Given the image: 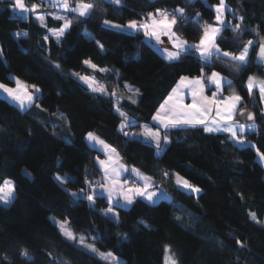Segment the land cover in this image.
Wrapping results in <instances>:
<instances>
[{"label":"trees","instance_id":"trees-1","mask_svg":"<svg viewBox=\"0 0 264 264\" xmlns=\"http://www.w3.org/2000/svg\"><path fill=\"white\" fill-rule=\"evenodd\" d=\"M95 2L90 17L66 10L73 24L57 43L49 30L58 29L62 21L48 17L43 27L32 16L20 19L12 0L0 1V82L15 86L11 77H19L36 84L41 93L35 103L47 110L33 106L21 111L0 95V184L12 180L17 194L11 204L0 203V264H108L66 240L52 217L68 220L73 232L84 235L99 251L115 253L123 264H164L166 245H171L178 264H264V162L257 152H264V115L259 91L247 92L249 76L264 80V63L257 58L258 42L264 37V0H226V24L240 23V16L244 21L239 33L223 28L217 38L220 48L237 54L248 40L254 42L239 72L233 71L235 62L230 59L205 63L196 52L169 62L143 32L127 35L103 24H126L157 8L183 7L188 17L200 13V23L177 17L175 31L197 43L200 25L215 21L219 0ZM17 31L28 36L17 38ZM89 58L110 71L88 67L83 62ZM201 68L207 74L225 75L232 85H225L224 92L235 91L243 97V106L256 112L257 130L244 134L252 144L241 147L227 133H207L202 126L173 128L167 131L171 143L159 157L147 140L119 131L122 118L115 111V97L91 91L71 74L94 75L108 83L109 91L115 88L125 97L119 107L135 121L130 126L134 130L142 124L157 128L152 117L181 76H196ZM125 85L139 89V95L127 92ZM129 95L137 102L128 100ZM61 113L68 124L59 118ZM88 132L116 148L129 166L153 176L171 200L153 204L136 197L129 207L116 208V222L102 214L109 207L106 198L97 196L90 207L88 200L72 197L70 191L87 188L85 179L96 182L103 176L96 157L104 154L90 145ZM165 171L183 175L202 191L179 189L175 175L165 177ZM57 174L73 180L61 185ZM128 176L139 182L130 172ZM253 212L261 223L251 218ZM97 236L100 239H93ZM25 250L28 257L22 255Z\"/></svg>","mask_w":264,"mask_h":264},{"label":"snow or ice","instance_id":"snow-or-ice-1","mask_svg":"<svg viewBox=\"0 0 264 264\" xmlns=\"http://www.w3.org/2000/svg\"><path fill=\"white\" fill-rule=\"evenodd\" d=\"M105 2L113 5H121L122 0H105ZM50 3L51 6L66 9L77 14L78 17H90L92 12L97 8L95 0H50ZM73 4L75 6H73ZM41 6V4L32 3L29 7L26 5L25 0H13L12 3V8L18 9L19 14L24 18H26L25 14L35 12ZM226 10V0H219V3L215 5L216 23L210 24L205 22L200 25L202 35L198 43H189L174 30L178 23L177 17L185 23H200V13H196L195 17H188L185 15V9L183 7H178L171 11L157 8L155 12L147 13L144 19L139 21L131 19L126 24H117L111 20H104L103 24L106 27L124 32L127 35L143 32L147 42L157 48L164 59L169 62L179 61L182 54L190 55L192 52H196L205 63H211L213 58L230 59L232 62H235L232 64L233 71L239 72L240 66L248 62L249 50L250 48L254 49V42L248 40L239 54L223 51L220 48L216 40L222 28L231 27L232 31L239 33L241 24L244 21V17L240 16L238 18L240 23H236L235 25L226 24L224 15ZM46 15H51L54 19L62 21L58 29L49 30L50 35L54 36L56 42L59 43L65 32L72 27L73 19L65 15L54 13L38 14L36 19L43 27H47L45 23ZM13 35L20 38L27 37L28 33L26 31H17ZM257 35H259L258 31ZM162 37H166L168 42L166 43ZM48 38L49 37L46 35L43 39L47 41ZM153 41L155 42L154 44L152 43ZM97 43L99 48L103 50V44ZM2 53L3 48L0 47V55H2ZM257 58L261 63H264V37H260L258 42ZM83 63L97 71H109L108 69L98 68V66L93 64L90 60H85ZM53 64L57 69L60 68L59 64L55 62H53ZM71 74L83 81L91 91L101 95L115 97L117 101L115 111L122 118L119 131L123 132L126 136L136 135L124 131L125 128L135 123L134 120L128 117L127 113L120 110L119 101L125 97L118 95L115 88L109 91L108 86L97 80L94 75ZM116 75L118 77L119 73H116ZM11 79L16 87H9L8 84L0 82V93L6 94V97L10 98L21 111H27L33 106L40 108L41 111H47L43 109L41 105L35 103V101L39 99V94L41 93V89L36 84L28 85L24 81H21L19 77H11ZM205 80L216 88V92H213L211 97L204 94ZM225 85L231 88L232 81L228 80L218 71H212L210 75H207L204 73V69L201 68V76L199 77L190 79L189 77L181 76L177 87L172 89L165 102L160 105V108L152 117L154 121L158 122L160 127L153 130L152 128L144 126L143 132L140 133V135L146 137L148 142L155 146L157 154L163 153L166 147L171 143V140L167 136V131L182 127L202 126V130L207 133H227L228 138L232 140L233 143L243 147L248 143L244 134L249 130H257L255 114L248 111L247 108L243 106V97L235 91L229 96L220 99L219 94L222 93ZM125 87L127 92L139 95V89H134L128 85H125ZM185 89L191 93V104L184 103ZM256 89L259 90L261 101H264V80H257L256 77L249 76L247 81V92L251 95ZM127 99L132 101V103L137 102L132 98V95H129ZM261 111L262 115H264V109ZM237 116L244 118L245 122L241 123V121L236 118ZM59 118L68 124L67 118L62 113L59 114ZM248 121H251V123H248ZM52 128L55 134L56 126L53 125ZM161 131L164 132L163 136L161 135ZM86 139L93 148L99 146L98 150L107 157L104 160L96 157L98 164L103 169V178L96 182L85 179L87 188H81L78 191H70L72 197L88 200L90 207H94V201L97 196L106 198L109 202V207L104 210L102 214L116 222H118L119 213L116 212L115 209L118 207L127 208L133 203L136 197L144 198L153 204L162 199L171 200V196L167 190L160 187L152 177L144 175L135 167L129 169L127 166L120 163L119 153L111 144H108L93 132H88ZM257 152L260 159L264 160V152H259V149H257ZM124 172H131L138 178L139 182L135 185H131L126 180L121 181L120 177ZM170 175H175V183L179 189L197 194L202 191L201 188L192 184L184 177H181L179 173L173 174L167 171L163 172V176L165 177ZM55 179L61 185L73 180L71 176H60L59 174H57ZM16 195V185L12 180L6 179L0 184V203L5 205L11 204L16 199ZM121 201H123V203ZM250 216L257 223H261V221L257 220L254 212L250 213ZM52 219L57 223L61 234L66 240L98 255L102 260L108 262V264H123L115 253L100 252L94 243L90 244L86 242L87 238L84 235L77 236L68 226V221H56L55 218ZM141 223H143V221H141ZM93 239H100V237L97 236ZM237 244L244 247L243 242L239 239H237ZM165 250L167 253L165 256V264H178L175 253L172 252L171 245H166ZM22 255L28 257L27 250H25ZM48 255L51 256L52 254L48 253ZM60 264H67V262L60 261Z\"/></svg>","mask_w":264,"mask_h":264},{"label":"crops","instance_id":"crops-1","mask_svg":"<svg viewBox=\"0 0 264 264\" xmlns=\"http://www.w3.org/2000/svg\"><path fill=\"white\" fill-rule=\"evenodd\" d=\"M0 1H2V0H0ZM47 1H50V0H47ZM12 3H13V0H12ZM51 6V5H50ZM51 7H53V6H51ZM46 8V9H40V10H36L35 12H29V13H27V14H25L26 15V17H29V16H32L37 22H38V20L36 19V17H37V15L38 14H47V13H54V14H58V15H65V16H68V13H67V11L65 10V9H63V8ZM15 11L19 14V10L18 9H15ZM48 17H52L53 18V16H51V15H46V19H45V23H47V19H48ZM69 17V16H68ZM225 22H226V20H225ZM214 23H216V21L215 22H213V23H211V24H214ZM55 29H57V28H53L52 30H55ZM222 30H223V28H222ZM222 30H221V32H222ZM218 38V37H217ZM199 42V41H198ZM197 42V43H198ZM216 42H217V40H216ZM198 54V53H197ZM237 54H239V52L237 53ZM249 54H250V50H249ZM87 60H90L93 64H95V65H97L98 66V68H100V69H108L109 71H110V69L107 67V66H104V65H101V64H99V63H97V62H95L93 59H91V58H89V59H87ZM88 66V65H87ZM89 67V66H88ZM91 68V67H90ZM109 71H107V72H109ZM101 72V71H100ZM107 72H102V73H107ZM221 75H223V74H221ZM223 76H225V75H223ZM186 77H189L190 79L191 78H195L196 76H186ZM226 77V76H225ZM96 78V77H95ZM227 78V77H226ZM96 79H98V78H96ZM228 79V78H227ZM99 80V79H98ZM229 80V79H228ZM100 81V80H99ZM179 81H180V79H179ZM179 81L176 83V85L173 87V88H176L177 87V84L179 83ZM11 87H16V85L15 86H11ZM225 87V86H224ZM172 91V90H171ZM213 92H216V88H215V86H212L211 85V87H206L205 86V89H204V94L206 95V96H209V97H211L212 96V94H213ZM171 93V92H170ZM169 93V94H170ZM2 95H4V96H6V94H2ZM220 95H225L226 97L227 96H229L228 94H226L225 92H224V88H223V91H222V93L220 94ZM10 99V98H9ZM167 99V98H166ZM165 99V100H166ZM165 102V101H164ZM163 102V103H164ZM191 102H192V96H191V93L187 90V89H185L184 90V103L185 104H191ZM162 103V104H163ZM160 108V107H159ZM158 108V109H159ZM156 113V112H155ZM155 115V114H154ZM129 117V116H128ZM129 118H131V117H129ZM238 120H240V116H237L236 117ZM132 119V118H131ZM133 120V119H132ZM241 121V120H240ZM153 123L157 126V128L158 127H160L159 126V124H158V122L157 121H154L153 120ZM241 123H243V121H241ZM144 126H147V127H149V128H152L153 130H156L157 128H154V127H152L151 125H147V124H142L140 127H139V129H134V130H132V129H130V127H128L127 128V130H126V132H128V133H133V134H136V135H130V137H132V138H137V139H143V140H147V138L146 137H144V136H142V135H140V133H142L143 132V129H144ZM257 127H258V125H257ZM249 131H251V130H249ZM221 133H223V132H221ZM162 135V134H161ZM148 141V140H147ZM89 142V141H88ZM90 143V142H89ZM167 148V147H166ZM118 152V151H117ZM119 153V161H120V163H122L123 165H125V166H127L128 168H129V166H128V164L124 161V159H123V157H122V155L120 154V152H118ZM162 155V153H160V154H158V156L160 157ZM107 157L105 156V154H104V159H106ZM114 159H115V157H114ZM132 167H135V166H131V168ZM130 168V169H131ZM135 168H137V167H135ZM102 169V168H101ZM137 169H139V168H137ZM103 170V169H102ZM140 170V169H139ZM140 172L141 173H143L144 175H147V176H150V177H152V179L154 180V181H156V179L153 177V176H151V175H148V174H146L145 172H143L142 170H140ZM129 172H124V173H122V175H121V177H120V179L122 180V178L125 176V175H127ZM131 173V172H130ZM132 174V173H131ZM133 176H134V174H132ZM135 177V176H134ZM102 178H103V176H102ZM136 178V177H135ZM138 179V178H137ZM157 182V181H156ZM157 184L160 186V187H162V188H164L162 185H160L158 182H157ZM165 189V188H164ZM168 192V191H167ZM144 199V198H143ZM146 200V199H145ZM158 201H160V200H158ZM157 201V202H158Z\"/></svg>","mask_w":264,"mask_h":264},{"label":"rangeland","instance_id":"rangeland-1","mask_svg":"<svg viewBox=\"0 0 264 264\" xmlns=\"http://www.w3.org/2000/svg\"><path fill=\"white\" fill-rule=\"evenodd\" d=\"M26 3V2H25ZM26 5H28V3H26ZM51 3H50V1H47V0H45V2L43 3V5L39 8V9H37V10H40V9H46V8H50L51 6ZM29 7H30V5H28ZM73 6H75L74 4H73ZM51 8H57V7H51ZM59 8H61V7H59ZM66 10V9H65ZM215 22V21H214ZM117 24H119V23H117ZM175 30V29H174ZM179 35V34H178ZM183 38V37H182ZM162 39L163 40H165V42L167 43L168 41H167V38L166 37H162ZM188 41V40H187ZM189 43H193V42H190V41H188ZM155 43V42H154ZM108 73V72H107ZM106 74V73H105ZM98 80V79H97ZM257 80H260V79H257ZM100 82L101 83H103V84H105V85H107L108 86V83L106 82V81H104V80H100ZM9 86V85H8ZM9 87H11V86H9ZM258 90V89H257ZM259 91V90H258ZM3 93H0V95H2ZM262 102V109H264V101H261ZM255 124L256 125H258V122L257 121H255ZM94 134H96L95 132H93ZM97 136H99L98 134H96ZM103 140V139H102ZM248 143H246V144H252V141L251 140H246ZM97 148H99V146H97ZM100 159L101 160H104V156L103 157H100ZM259 159H260V157H259ZM261 160V159H260ZM262 162H264V160H261ZM129 166V165H128ZM131 168V166H129V169ZM128 175H129V173L127 174V176L125 175L123 178H122V180L121 181H124V180H126V181H128V183L129 184H131V185H135V179L134 178H132V176L131 177H129V179H127V177H128ZM181 177H184L183 175H181V174H179ZM185 178V177H184ZM186 179V178H185ZM188 180V179H187ZM122 203H123V201H121ZM5 205V204H4ZM9 205V204H8ZM129 207V206H128ZM115 211L117 212V209H115ZM52 218H55V217H52ZM55 220L56 221H68V220H60V219H57V218H55ZM263 222H264V220H263ZM57 224V223H56ZM68 226L70 227V225H69V221H68ZM70 229H71V227H70ZM72 230V229H71ZM73 231V230H72ZM75 233V232H74ZM76 234V233H75ZM77 236H80V234L78 235V234H76ZM86 242L87 243H90V244H92L91 242H89V241H87L86 240ZM100 252H102V251H100ZM96 255V254H95ZM167 255V254H166ZM98 256V255H97ZM164 264H165V261H164Z\"/></svg>","mask_w":264,"mask_h":264},{"label":"built area","instance_id":"built-area-1","mask_svg":"<svg viewBox=\"0 0 264 264\" xmlns=\"http://www.w3.org/2000/svg\"><path fill=\"white\" fill-rule=\"evenodd\" d=\"M25 2L28 3V5H30V6H31L32 3H37V4H41V5H43V3L45 2V0H25ZM165 9H168L169 11L172 10V9H170V8H165ZM18 16H19L20 19H25V18L22 17L20 14H19ZM141 20H142V19H141ZM138 21H139V20H138ZM205 74H207V73H205ZM207 75H210V74H207ZM199 76H201V73L196 75V77H199ZM205 86H206V87H211V85L208 83L207 80H205ZM224 97H226V96H225V95H220V94H219V98H220V99H223ZM245 137H246V135H245ZM127 179H129V176L127 177ZM134 182H135V184L138 183L136 180H135Z\"/></svg>","mask_w":264,"mask_h":264},{"label":"water","instance_id":"water-1","mask_svg":"<svg viewBox=\"0 0 264 264\" xmlns=\"http://www.w3.org/2000/svg\"><path fill=\"white\" fill-rule=\"evenodd\" d=\"M247 110L255 114V121H256L257 120L256 112L251 108H247ZM240 120L245 122L244 118H242V117H240ZM248 123H251V121H248Z\"/></svg>","mask_w":264,"mask_h":264}]
</instances>
